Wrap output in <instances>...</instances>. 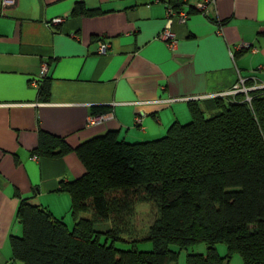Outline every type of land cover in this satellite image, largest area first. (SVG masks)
I'll return each mask as SVG.
<instances>
[{"label": "crops", "instance_id": "obj_1", "mask_svg": "<svg viewBox=\"0 0 264 264\" xmlns=\"http://www.w3.org/2000/svg\"><path fill=\"white\" fill-rule=\"evenodd\" d=\"M165 1L15 0L0 6V264H9V237L20 233L16 193L73 223L70 196L58 188L79 177L83 166L72 152L35 156L39 130L71 146L109 130L141 142L163 136L174 122L187 123L190 103L210 114L213 95L239 77L246 87L264 83V0H182L188 17L171 23L173 49L156 38ZM77 2L101 13L70 17ZM192 5L197 10L189 13ZM57 17L64 21L48 24ZM100 40L110 44L104 55L95 53ZM242 46L251 48L240 53ZM42 63L47 101L36 86ZM103 112L113 117L85 124L88 115Z\"/></svg>", "mask_w": 264, "mask_h": 264}, {"label": "trees", "instance_id": "obj_2", "mask_svg": "<svg viewBox=\"0 0 264 264\" xmlns=\"http://www.w3.org/2000/svg\"><path fill=\"white\" fill-rule=\"evenodd\" d=\"M191 7L189 13L197 10ZM100 13L77 2L69 16ZM36 86L39 99L47 101L46 75ZM248 96L213 97L210 114L190 103L187 123L174 122L163 136L141 142H126L109 130L71 146L39 130L35 156L72 152L83 166L79 177L58 188L70 196L73 224L69 228L16 193L20 233L9 237V264H175L178 251L171 245L179 250L197 243H204L206 252L186 254L184 264H226L235 252L242 264H264V88ZM141 203L156 208L140 238L152 249L117 248L131 234L134 208ZM218 243L227 248L223 257Z\"/></svg>", "mask_w": 264, "mask_h": 264}, {"label": "built area", "instance_id": "obj_3", "mask_svg": "<svg viewBox=\"0 0 264 264\" xmlns=\"http://www.w3.org/2000/svg\"><path fill=\"white\" fill-rule=\"evenodd\" d=\"M208 1H213V0H204V3H207ZM15 3V0H0V6L1 8L7 7V6H13ZM204 5L199 4V8L203 7ZM188 17V13L178 7H172L170 4L165 5V23L162 28V30L158 33L156 38L161 39L164 41L167 47L169 49H173L176 43V35L175 33L171 30V23L173 21H177L179 23H184ZM64 21V18L62 17H57L49 21L51 24L57 25L61 24ZM110 48V44L106 40H100L96 44V50L95 53L99 55H104L107 53V51ZM242 48H249L248 46H242ZM239 49V50H240ZM46 70H47V64L42 63L41 70H40V76H45L46 75ZM264 88V84L259 85V86H253V87H246L243 84V79L239 77V81L234 83L228 90L216 93L213 95V97L216 96H221V97H228L231 95H235L237 93H242L245 95L246 100H250V97L248 96V92L253 90V89H261ZM173 101V99H167V100H162V99H157L156 103H168ZM139 116H142V113H137V116H135V122L139 123L140 118ZM112 113L111 112H103L99 114H90L86 117L85 124L87 126H93V125H99L102 123H105L109 121L112 118Z\"/></svg>", "mask_w": 264, "mask_h": 264}, {"label": "rangeland", "instance_id": "obj_4", "mask_svg": "<svg viewBox=\"0 0 264 264\" xmlns=\"http://www.w3.org/2000/svg\"><path fill=\"white\" fill-rule=\"evenodd\" d=\"M156 214V208L154 205L150 204H138L134 208V215L132 218V229L131 234L125 235L124 237L126 240L119 241L116 243L117 248L126 249L130 248L131 246H135L138 250L141 251H149L152 249L151 242L146 239H140L146 234L147 227L153 222L154 217ZM73 224V223H72ZM101 226L102 228L105 227V224L102 225H96V227ZM69 228H72L71 226H68ZM133 237L135 239H138V241H135V243H131L129 240ZM171 249L178 251V257L175 262V264H184L186 254L188 253H205L206 252V246L204 243H197L194 245H191L187 248L179 249L171 245ZM216 249L219 254V256L223 257L227 254V248L225 244L218 243L216 244ZM226 264H242L241 256L238 253H231L230 256L225 260Z\"/></svg>", "mask_w": 264, "mask_h": 264}]
</instances>
